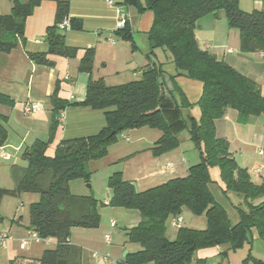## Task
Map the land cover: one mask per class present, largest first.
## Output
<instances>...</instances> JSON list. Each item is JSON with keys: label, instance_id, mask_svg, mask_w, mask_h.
Masks as SVG:
<instances>
[{"label": "trees", "instance_id": "1", "mask_svg": "<svg viewBox=\"0 0 264 264\" xmlns=\"http://www.w3.org/2000/svg\"><path fill=\"white\" fill-rule=\"evenodd\" d=\"M123 1L135 7L138 13L150 11L153 14L147 34L149 54L154 55L155 49L167 52L177 75L202 84L197 103L199 122L182 117L180 109L191 105L182 94H179L181 104L176 103L172 96L179 93L176 88L170 90L171 96L167 97L160 66L146 68L138 81L114 87L107 86L102 80L90 79L81 103L69 104L59 99L55 90L50 97L49 138L47 142L36 140L25 150V174L13 189L0 188V203L6 196L39 194V200L29 206V229L43 239H56L57 243L53 249H46L36 264H79L80 250L68 245L67 239L72 228L98 227V202L92 197L71 196L68 182L75 178L87 181L86 164L91 159L105 156L109 145L127 130L142 127L159 130L161 137L151 148L153 156L177 148V134L187 130L198 156L185 177L169 179L141 192L123 180L120 173L109 177L112 196L108 205L135 210L140 217L137 225L126 230V242L137 244L139 250L126 253L119 264H190L197 251L217 246L224 248L220 255L226 258L229 252L250 243L253 230L264 242V176L259 183L253 182L248 171L240 168L232 157L229 143L216 136L215 127V122L224 117L227 110L236 111L242 121L264 115V96L255 82L199 48L194 35L197 20L222 11L228 27L239 32L240 50L264 53V10L243 11L238 0ZM11 2V13L0 16V53H9L17 46L18 38H23L25 18L38 0ZM55 2V22L44 36L48 50L29 56L36 64L48 67L53 65L48 56L73 58L76 55V50L64 44L62 33L65 31L59 29L63 20L68 19L71 29L80 28L79 22L68 18V0ZM118 31L122 39L131 41L127 24ZM92 63L93 50H87L78 70L90 74ZM0 104L12 106L13 101L0 93ZM71 105L104 110L105 127L93 136L59 142L53 155L48 156L47 149L59 127L58 116ZM0 138L1 141L5 139L1 128ZM210 168L219 169L222 195L237 199L231 203L238 215L235 224L210 190L213 183ZM183 209L193 216L204 217L205 228L179 227L171 240L167 236V222L179 216ZM248 259L251 257L244 262ZM9 264L16 263L11 261Z\"/></svg>", "mask_w": 264, "mask_h": 264}, {"label": "crops", "instance_id": "2", "mask_svg": "<svg viewBox=\"0 0 264 264\" xmlns=\"http://www.w3.org/2000/svg\"><path fill=\"white\" fill-rule=\"evenodd\" d=\"M19 1L28 2V0ZM238 1L243 11L264 10L261 5L264 0ZM68 6V18L79 22L80 28H70L63 32L62 36L64 44L76 50L75 57L48 56L53 63L51 67L38 65L29 58L32 54H43L48 50L44 36L47 28L55 22V0H38L25 18L23 38H18L17 46L9 53H0V93L7 95L13 101L12 106L0 104V128L5 133V139L1 141L0 138V188L13 189L26 171L27 163L23 158L25 150L36 140L47 142L52 111L50 97L55 90L59 99L69 104L81 103L85 99L90 79L102 80L107 86L114 87L138 81L146 68L160 66L167 97L171 96L170 90L176 88L179 93L172 95L176 103L181 104L179 94H182L185 101L191 105L180 109L182 117L193 118L196 123L200 120L197 103L202 94V84L183 75H177L167 52L155 49L154 55L149 54L150 43L147 34L153 22L152 12L138 13L135 7L124 4L123 0H68ZM11 9V0H0V16L9 15ZM120 12H124L128 17L127 30L131 41L122 39L120 31L115 28ZM194 35L199 48L255 82L264 96V53L242 52L239 32L228 27L222 11L217 12L216 15H205L197 20ZM87 50H93L90 74L78 70ZM28 103H41L42 109L27 114L24 112V106ZM58 120L59 127L46 152L48 156L53 155L52 151L54 152L59 142L96 135L106 124L104 110L81 105L65 107L59 114ZM215 127L216 136L229 143L230 153L237 165L248 171L253 182L259 183L264 176V158L257 154L259 148H264V115L242 121L236 111L227 110L225 116L215 122ZM140 131L143 132H137L135 135L133 153L143 154L146 162L152 166V170L141 177H135L137 188L140 187L141 191H145L147 189L144 188H148V184L152 181L162 184L169 179L179 177L176 174L182 169L188 170L192 163L188 165L184 151L189 149V143L192 142L187 130L177 134L179 141L177 148L159 157L151 156V148L161 137V132L155 129ZM124 140L129 142L130 139L124 136ZM257 169L260 171L255 172L254 170ZM209 174L211 178L210 169ZM219 186L221 181L220 185L217 181H213L210 190L219 204L222 205L221 200L227 203L228 210L222 206L226 209L232 224H235L238 215L231 207V203H235L236 197L230 195L225 198ZM4 201L3 198L0 203V229H8L12 239L4 249H0V264H9L11 261L16 264H36L46 249H53L56 246V239L46 238L48 242L31 240L29 216L22 220L18 218L20 216L13 214L10 220L5 221L4 215L8 214L3 212ZM185 211L190 213L183 209L179 215L182 218L179 227L195 229L184 224L182 214ZM231 217H234V220ZM169 220L167 236L172 240L179 227H171ZM83 234L90 235L89 232ZM250 240V243L245 245L250 247L248 256L252 257V261L248 259L242 264H256L253 260L264 264V242L258 239L254 230L251 232ZM21 243H24L23 248ZM67 243L80 250L74 245L72 234L67 239ZM257 243L261 250L253 254V247ZM50 245L53 247L49 248ZM223 250V247L218 246L199 250L190 264H198L199 261L205 264H224L227 257H221L220 253ZM105 261L103 259L102 264ZM79 264H81V251Z\"/></svg>", "mask_w": 264, "mask_h": 264}, {"label": "rangeland", "instance_id": "3", "mask_svg": "<svg viewBox=\"0 0 264 264\" xmlns=\"http://www.w3.org/2000/svg\"><path fill=\"white\" fill-rule=\"evenodd\" d=\"M140 130L148 131L151 129L142 127L127 130L119 134L116 137V140L107 148L105 156L97 159H91L86 164V169L89 173L87 181L83 178H75L68 182V188L71 196L92 197L98 202L96 209L100 217L98 227L95 229L72 228V232H70V236L72 234V241L74 245L80 248L81 264H102V258L105 255H108V258L104 264H119V262H121L124 258L125 253H131L139 250V246L137 244H130L126 242V230L137 225L140 218L139 213L135 210L115 208L108 205L112 196V192L108 187V179L114 173H120L122 179L127 182L129 181L131 184L136 182L135 177H141L152 170V166L146 162L143 154L133 153V151H135L133 150L135 145V135L137 132H143ZM124 136H127L130 139L129 142L124 140ZM189 146V149L184 151L188 165L196 162L198 156V152L194 145L189 143ZM52 153L54 152L52 151ZM162 155L163 154L159 156ZM151 156L159 157L153 156L152 153ZM210 173L211 179L213 181H217L220 185L219 169L210 168ZM177 175L179 177L186 176V169H182L177 172L176 176ZM252 178L254 179V176ZM159 184H161V182L152 181L148 184V188L155 187ZM135 189L136 191H141L140 187L137 188L136 183ZM20 196L21 197H4L5 203L3 204V212L9 215H4L5 221L10 220L13 214L20 216L18 218L25 220L29 216V206L39 200V194L36 193H22ZM105 202L107 204H104ZM221 202L228 210L229 207L227 203L224 200H221ZM182 215L185 225H190L198 230L205 228L206 222L204 217H196L186 211ZM231 218L234 220V217ZM112 221L116 223L114 228L110 227V222ZM83 232H89L90 235H85ZM105 235H110V245H107L104 242ZM52 247L53 245L49 246V248ZM249 248L250 247L248 245H245L244 248L235 252H229L227 254L228 263L226 260L224 264H242L248 256ZM260 250L261 248L257 243V245H254L252 252L254 254L258 253ZM93 254H96L97 257L93 258ZM249 261H252V257Z\"/></svg>", "mask_w": 264, "mask_h": 264}, {"label": "built area", "instance_id": "4", "mask_svg": "<svg viewBox=\"0 0 264 264\" xmlns=\"http://www.w3.org/2000/svg\"><path fill=\"white\" fill-rule=\"evenodd\" d=\"M262 7L264 8V2H261ZM128 22V17L124 12H120L118 19L116 21L115 28L116 30H122L124 29L125 25ZM59 29L62 31H68L70 30V24L68 19H64L63 22L59 25ZM42 109V104L41 103H28L24 106V112L27 114H33L39 110ZM257 154L261 157L264 158V148H259L257 150ZM255 172H259L260 170H254ZM182 222V218L180 216H176L174 218H171L169 220V225L173 228H177L180 226ZM116 226L115 222H110V227L114 228ZM29 237L31 240L35 242H48V239H43L41 238L36 232L31 231L29 232ZM12 239L11 233L8 229H0V249H4L8 242ZM111 241L110 235H105L104 237V242L109 245ZM24 243H21V248H23ZM93 257H97L96 254H93ZM108 255L103 256L104 260H107Z\"/></svg>", "mask_w": 264, "mask_h": 264}, {"label": "water", "instance_id": "5", "mask_svg": "<svg viewBox=\"0 0 264 264\" xmlns=\"http://www.w3.org/2000/svg\"><path fill=\"white\" fill-rule=\"evenodd\" d=\"M131 185L135 188V184H134V183H131ZM125 254H126V253H125ZM125 254H124V255H125Z\"/></svg>", "mask_w": 264, "mask_h": 264}]
</instances>
